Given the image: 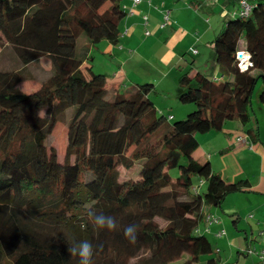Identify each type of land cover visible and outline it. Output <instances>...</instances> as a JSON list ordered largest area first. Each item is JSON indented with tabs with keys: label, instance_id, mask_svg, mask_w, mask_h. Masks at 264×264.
<instances>
[{
	"label": "trees",
	"instance_id": "obj_1",
	"mask_svg": "<svg viewBox=\"0 0 264 264\" xmlns=\"http://www.w3.org/2000/svg\"><path fill=\"white\" fill-rule=\"evenodd\" d=\"M128 15L123 0H0V264H79L68 249L81 240L97 247L93 264L184 256L183 264H223L205 232L207 209L250 183L228 182L196 158L197 135L233 120L247 126L259 81L264 107V0L249 18H229L213 40L221 78L181 74L179 101L197 109L172 125L156 108L153 84L109 89L108 76L90 64L92 47L119 43ZM81 37L88 45L80 47ZM240 51L250 55L248 70L239 67ZM5 52L18 67H2ZM44 57L50 74L24 91L37 81L30 66ZM68 111L61 161L49 140ZM120 168L138 178L121 181ZM89 210L114 216L117 230L96 229ZM130 224L135 243L124 235Z\"/></svg>",
	"mask_w": 264,
	"mask_h": 264
},
{
	"label": "crops",
	"instance_id": "obj_2",
	"mask_svg": "<svg viewBox=\"0 0 264 264\" xmlns=\"http://www.w3.org/2000/svg\"><path fill=\"white\" fill-rule=\"evenodd\" d=\"M123 7L129 15L121 23L120 41L117 45L107 41L106 54L124 58L115 77H108L109 89L128 91L143 81H150L156 83L157 95H163L165 100L173 98L179 95V79L185 72L183 64L187 62V56L193 59V62H187L192 74L203 72L213 78L222 77L215 62L212 42L224 29L226 21L238 12V0H151L138 5H134L133 0H123ZM168 12L170 19L166 23L165 14ZM216 15L219 18L214 21L212 17ZM189 23L191 27L187 26ZM139 53L144 55V61L146 59L163 72L160 80L148 79L139 73L130 77L135 73L126 70L125 64ZM171 75L172 90H169L164 83ZM155 105L158 111L165 113L156 102ZM258 109L264 112L262 105H258ZM184 111L187 113V109ZM168 119L170 122L176 118L169 114ZM248 130L252 131L251 134ZM252 134L258 135V139L253 141ZM199 152L203 159L210 160L213 170L226 181L248 180L250 183L248 189L229 195L221 208L207 209L208 216L220 220L219 224L211 226L209 235L215 241L211 240L218 248L222 263L264 264V126L255 111L247 126L233 120L228 121L221 131L202 134ZM243 212L248 227L241 225ZM221 229L226 235L220 237Z\"/></svg>",
	"mask_w": 264,
	"mask_h": 264
},
{
	"label": "rangeland",
	"instance_id": "obj_3",
	"mask_svg": "<svg viewBox=\"0 0 264 264\" xmlns=\"http://www.w3.org/2000/svg\"><path fill=\"white\" fill-rule=\"evenodd\" d=\"M219 16L216 15V17H212V19H214V21H216V19H218ZM188 27H191V23L187 24ZM223 27H224V23H223ZM222 27V28H223ZM215 38V37H214ZM79 45L80 47H83L85 45H88V40L86 37H81L79 39ZM107 41H103L99 44H97L91 51V55L95 56V59L90 63L93 66V71L96 73H103L106 74L109 78H114L116 72H118V70L121 69V64H122V59H124L122 57V55H118V56H109L106 53L108 52V46H107ZM8 53V52H7ZM7 53H4V57H1L2 60V67L3 68H10L13 65L15 66H19L13 59H11L9 56H7ZM144 55L141 53L137 54L136 57L133 60H130L129 62H127V65L125 64V68L126 70H133L130 73H135V74H131L130 77L132 78V76H135L136 73H139L140 75H145V77H147L148 79H155L156 80H160L161 79V75L163 74V72L161 73V71H159L158 69L154 68L153 65H150L146 59L145 61L142 59ZM187 62L191 63L193 62L192 57L187 56ZM184 63V71L188 72L190 71V66L188 63ZM30 72L31 75L37 79V81H27L24 84H22L20 86V88H22L24 91H31L34 90L35 88L39 87V84L41 82V80H44L51 71V62L47 57L41 58L38 62L32 64L30 66ZM179 71V70H178ZM183 72V71H182ZM184 73V72H183ZM120 74V73H119ZM174 75V74H173ZM168 80V81H167ZM164 83L166 88H169V90H172V84L171 81L172 80V75L167 79ZM150 81H143L142 84H147ZM154 87L156 86V83L153 84ZM154 87L152 88L153 91H155ZM262 89V82L259 81L254 95H253V99H252V103H253V107H254V111L255 114L259 120V122L264 126V112L260 111L258 109V105L261 106V104L258 102V94ZM133 89L131 88V90L129 89L128 91H132ZM172 94V93H171ZM109 99L112 100V97L109 96ZM153 99L154 101L158 104L159 109L160 110H165V114L168 116L169 114L173 115L176 119L170 121V124L172 125L173 123L177 122V121H182L185 120V118L187 117V115L193 111H195L197 109V107L193 104H188V105H184L182 103H180L179 101V96L178 94L172 98L166 99L163 98V95H153ZM188 107V108H186ZM263 107V106H262ZM193 108V111H188V109ZM187 109V113L186 110ZM264 109V107H263ZM189 112V113H188ZM45 112H43L42 114H44ZM70 114L71 112L68 111L66 112V116L63 117V120L60 121L55 129L53 134L51 135V138L49 140V148H56L59 152V154L61 153V158L60 160L63 161L65 156V149H66V143H67V123L69 122L70 119ZM199 141L202 138V134L197 135ZM201 152H197L195 154V157L198 159H203L201 156ZM121 171V176H120V180L124 181V180H128L130 178L133 179H137L138 178V171L137 170H131V171H127L124 170L123 168H120ZM173 175H175V172L173 173ZM206 186L203 188V191L206 190ZM244 197V196H243ZM246 199V198H243ZM250 200V198L248 199ZM244 213V212H243ZM245 213L242 214V218H243V222H242V226H247L248 224L246 223V219L244 218ZM230 221V220H229ZM163 224V223H162ZM258 235V234H257ZM208 236L210 237V240L213 241V239L211 238V236L208 234ZM215 242V241H213ZM187 259V256H184L181 260H178L176 262H174L173 264H183L185 262V260ZM207 261V257H203L202 258V262L205 263Z\"/></svg>",
	"mask_w": 264,
	"mask_h": 264
},
{
	"label": "clouds",
	"instance_id": "obj_4",
	"mask_svg": "<svg viewBox=\"0 0 264 264\" xmlns=\"http://www.w3.org/2000/svg\"><path fill=\"white\" fill-rule=\"evenodd\" d=\"M89 219L98 230L115 231L118 228L116 218L110 214L97 213L95 210H89ZM124 235L131 242L135 243L137 238V226L130 224L124 228ZM71 257L78 256L79 264H93L97 247L89 240H81L68 249Z\"/></svg>",
	"mask_w": 264,
	"mask_h": 264
},
{
	"label": "built area",
	"instance_id": "obj_5",
	"mask_svg": "<svg viewBox=\"0 0 264 264\" xmlns=\"http://www.w3.org/2000/svg\"><path fill=\"white\" fill-rule=\"evenodd\" d=\"M143 1H151V0H133L134 5H138L142 3ZM257 0H239L238 1V12L235 14V16H238L242 19H247L251 16L254 5ZM125 10H127L125 8ZM128 11V10H127ZM147 19V18H146ZM170 19V14L169 12L165 14V22L167 23ZM163 28L165 27V24L162 26ZM148 34V33H147ZM237 58L239 60V67L242 70H248L250 67H252V62L250 55L246 51H240L237 53ZM246 141V139H244ZM206 223L208 227L205 229L206 233L210 232V227L214 224H219L220 220L216 216H208L206 218ZM220 237L226 235V231L224 229H221L218 234ZM250 252V251H249ZM251 253V252H250ZM262 258L264 261V250L262 252Z\"/></svg>",
	"mask_w": 264,
	"mask_h": 264
}]
</instances>
